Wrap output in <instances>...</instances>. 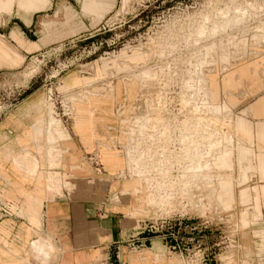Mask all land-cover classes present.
I'll list each match as a JSON object with an SVG mask.
<instances>
[{
	"label": "rangeland",
	"instance_id": "374dc122",
	"mask_svg": "<svg viewBox=\"0 0 264 264\" xmlns=\"http://www.w3.org/2000/svg\"><path fill=\"white\" fill-rule=\"evenodd\" d=\"M51 3L33 25L46 47L0 76V114L43 86L50 130L67 132L63 120L78 118L85 101L100 110L103 98L118 119L113 146L123 156L131 151V162L143 167L140 173L126 162L113 164L124 167L136 199L142 195L135 215L146 218L147 233L179 251L176 263L264 264V178L260 168L248 174L240 167L234 131L240 100L230 104L219 91L229 68L264 62V0H114L98 22L83 11L84 0ZM227 145L233 167L223 169L218 158ZM226 180L230 205L219 198Z\"/></svg>",
	"mask_w": 264,
	"mask_h": 264
},
{
	"label": "crops",
	"instance_id": "0c3cea01",
	"mask_svg": "<svg viewBox=\"0 0 264 264\" xmlns=\"http://www.w3.org/2000/svg\"><path fill=\"white\" fill-rule=\"evenodd\" d=\"M113 4L114 0H84L82 9L98 22ZM53 5L50 0H0L1 77L46 47L44 33L39 37L33 25L36 13ZM44 21L43 17V26ZM221 81L224 87L220 89L219 82V91L230 95L229 103L240 100L234 119L243 157L240 167L248 174L260 168L264 178V62L250 59L226 71ZM99 104L100 110L85 101L78 118L63 120L67 132L50 130L43 86L0 114V264H177L179 251L147 233L146 218L135 215L134 204L142 195L136 199L130 192L132 181L122 176L124 167L113 165L126 162L129 168L127 154L113 146L118 119L110 103L102 98ZM215 105L222 111L228 107ZM91 124L93 145L87 135ZM104 136L107 140L97 138ZM56 137L59 140L51 146ZM233 154L234 148L227 145L218 158L224 164L218 167L232 168ZM219 191V198L230 205L234 195L229 181Z\"/></svg>",
	"mask_w": 264,
	"mask_h": 264
},
{
	"label": "bare ground",
	"instance_id": "6f19581e",
	"mask_svg": "<svg viewBox=\"0 0 264 264\" xmlns=\"http://www.w3.org/2000/svg\"><path fill=\"white\" fill-rule=\"evenodd\" d=\"M229 69H231V68H229ZM228 69V70H229ZM227 70V71H228ZM72 107V106H71ZM144 141V140H143ZM143 149V148H142ZM131 151H128L127 152V159H128V165H129V168H137L138 169V171L140 172V173H142L143 172V167L139 164L140 162H139V159H137V163L136 164H134L133 162H131L132 161V159H133V157H134V155H132L131 153H130ZM144 152V151H143ZM137 158V157H136ZM146 159V158H145ZM141 160V159H140ZM144 160V159H143ZM139 162V163H138ZM146 162V161H145ZM155 162V161H154ZM148 166V165H147ZM136 169V170H137ZM129 170V169H128ZM137 171V172H138ZM136 172V171H135ZM151 173V172H150ZM129 174V173H128ZM152 177V176H151ZM139 180L141 181V179L139 178ZM185 181H187V180H185ZM142 182V181H141ZM197 184V183H196ZM191 190V189H190ZM172 193V192H171ZM176 193V192H175ZM189 193V192H188ZM203 195V194H202ZM146 198L149 200H156V198L157 197H155L154 195H148V196H146ZM166 198H168L166 195L165 196H161V200H166ZM204 198V197H203ZM200 200H202V198L200 199ZM169 201V200H168ZM172 205H174V204H172ZM157 207H158V205H157ZM164 208V207H163Z\"/></svg>",
	"mask_w": 264,
	"mask_h": 264
},
{
	"label": "built area",
	"instance_id": "2783aa9c",
	"mask_svg": "<svg viewBox=\"0 0 264 264\" xmlns=\"http://www.w3.org/2000/svg\"><path fill=\"white\" fill-rule=\"evenodd\" d=\"M152 230V229H151Z\"/></svg>",
	"mask_w": 264,
	"mask_h": 264
}]
</instances>
